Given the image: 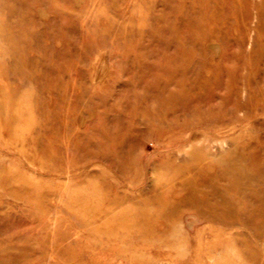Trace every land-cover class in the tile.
I'll return each mask as SVG.
<instances>
[{"label":"rangeland","instance_id":"obj_1","mask_svg":"<svg viewBox=\"0 0 264 264\" xmlns=\"http://www.w3.org/2000/svg\"><path fill=\"white\" fill-rule=\"evenodd\" d=\"M0 264H264V0H0Z\"/></svg>","mask_w":264,"mask_h":264},{"label":"bare ground","instance_id":"obj_2","mask_svg":"<svg viewBox=\"0 0 264 264\" xmlns=\"http://www.w3.org/2000/svg\"><path fill=\"white\" fill-rule=\"evenodd\" d=\"M105 60V59H104ZM100 62V61H99ZM100 65H97L96 67H97V69H98V71L96 72V73H98V72H100V73H102V72H104V63H103V61H102V59H101V62L99 63Z\"/></svg>","mask_w":264,"mask_h":264}]
</instances>
